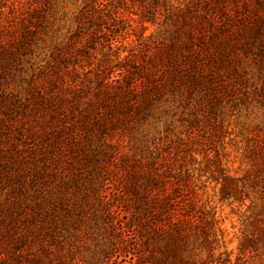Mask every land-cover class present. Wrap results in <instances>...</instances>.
Listing matches in <instances>:
<instances>
[{
    "label": "trees",
    "instance_id": "1",
    "mask_svg": "<svg viewBox=\"0 0 264 264\" xmlns=\"http://www.w3.org/2000/svg\"><path fill=\"white\" fill-rule=\"evenodd\" d=\"M49 7L0 11V264H231L196 181L244 204L246 189L264 194V154L249 153L254 174L232 177L207 154L196 173L194 126L184 143L166 133L148 144L138 129L164 105L215 111L250 63L264 71V0H86L26 95L4 91ZM148 25L159 38L144 36ZM102 50L113 58L98 65ZM262 239L257 221L240 252Z\"/></svg>",
    "mask_w": 264,
    "mask_h": 264
},
{
    "label": "rangeland",
    "instance_id": "2",
    "mask_svg": "<svg viewBox=\"0 0 264 264\" xmlns=\"http://www.w3.org/2000/svg\"><path fill=\"white\" fill-rule=\"evenodd\" d=\"M18 0H0V11L8 12ZM86 0H49L47 24L39 31L31 52L22 62L13 65L7 75L2 88L6 92L26 95L27 85L39 79L41 68L50 61V54L55 46H64L71 32L75 29L74 15L83 7ZM119 6V5H117ZM123 5L116 9L130 20L137 21V17L130 9L122 11ZM2 18V16H0ZM135 30L140 27L133 23ZM159 38L158 28L148 25L144 36ZM125 55L130 49L136 48L135 37L124 41ZM112 55L102 50L97 56V64H105ZM113 58V57H112ZM105 60V61H104ZM97 65V66H98ZM241 89L231 97H226L223 104L215 111L197 110L193 114L190 108L161 106L151 112L145 125L138 129V135L144 137L145 142L152 144L166 135L171 140L184 143L187 140L189 127L195 139L189 145L191 155L196 164L191 166L192 172L205 165V154L221 164V167L232 177H242L244 174L257 170L248 160L249 153L257 149V154H264V71L257 69L253 63ZM68 66L69 68L72 67ZM96 66H94L95 68ZM165 111V112H164ZM195 119V120H194ZM167 131V132H165ZM259 149V151H258ZM195 173V178L197 175ZM262 175V172H257ZM196 183L199 187L201 205L218 221L217 227L221 231L224 243L220 252L226 250L222 259L231 260V264H264V239L258 240L256 251L241 253L240 244L245 238L251 237L252 225L264 222V194L246 189L245 203L231 204L221 201L218 186L215 182L202 177ZM218 256V253L215 254Z\"/></svg>",
    "mask_w": 264,
    "mask_h": 264
}]
</instances>
